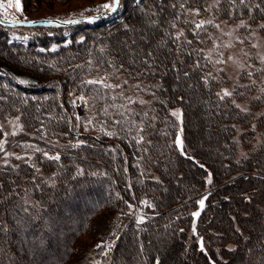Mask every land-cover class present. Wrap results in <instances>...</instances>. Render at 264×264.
<instances>
[{
    "label": "trees",
    "instance_id": "trees-1",
    "mask_svg": "<svg viewBox=\"0 0 264 264\" xmlns=\"http://www.w3.org/2000/svg\"><path fill=\"white\" fill-rule=\"evenodd\" d=\"M207 1L121 0L110 22L38 27L71 33L25 43L0 20V60L39 78L22 82L0 65V141L1 123L17 116L20 135L60 156L0 163V264H264V135L255 137L264 115L251 111L261 102L243 110L218 95L202 53L205 25L194 27L187 12ZM214 12L258 22L264 0H218ZM97 68L130 86L87 83ZM69 94L101 106L87 129L94 135L69 127Z\"/></svg>",
    "mask_w": 264,
    "mask_h": 264
},
{
    "label": "rangeland",
    "instance_id": "rangeland-1",
    "mask_svg": "<svg viewBox=\"0 0 264 264\" xmlns=\"http://www.w3.org/2000/svg\"><path fill=\"white\" fill-rule=\"evenodd\" d=\"M36 1V2H35ZM29 0L28 5L23 8L22 11L17 12L15 7H9V0H0V20L8 25V21L13 19L18 21H30V20H70L88 15H97L95 18L88 22H82L78 24H95L96 22H110L114 20L119 12H111L102 9L100 6L109 3L110 0ZM139 1V0H135ZM218 0H208L203 11L191 8L188 12V17L193 23L194 27L201 22H204L205 32L208 37V44L202 50L203 55L209 61L211 65V72L209 73L217 84L219 95H223L224 90L231 93L230 97L232 102L236 103L241 109L247 110L250 103L261 102L259 107H254L251 111L256 116L264 115V36L261 33V26L264 25V19L258 20V22H251L248 18L235 19L228 21L219 18L215 12L214 7ZM15 0H12L14 5ZM210 21V23H209ZM76 25V24H73ZM11 40H15L21 43H25L32 35L47 33L50 35H56L53 32L46 30H38V27H67V26H15L11 25ZM71 26V25H69ZM218 26V27H217ZM70 30H64L56 35V38H66L70 36ZM66 39L64 41H66ZM2 68L13 73L18 80L22 82H35L39 78L31 74L28 71H24L20 68H15L3 63L0 60ZM87 81L96 80L103 81V84L111 85L110 87L115 92H120V83L124 80H120L119 74H111L107 71L102 72L101 68L90 76L87 77ZM101 85L100 83H98ZM126 84L130 86V82L126 81ZM119 85V87H116ZM83 97V99H80ZM134 98L129 93L125 95V98ZM122 98V96H121ZM88 96L82 94H69L68 108L71 109L70 103H80L82 109L77 112H71L68 115L69 127L73 122V133L75 135L86 132L90 135H94V131L87 129L92 128L91 119L96 116V112H101V106L87 105ZM179 111L180 108L173 107L171 113ZM79 117V119H77ZM178 129L176 132L175 140L177 136L181 138V118L173 116ZM82 124L83 130H79V126ZM3 128L4 137L0 141V163H6L12 158L17 160V157L25 160H30L34 152H42L43 157L45 153H49L51 150H56L54 145H49L40 137H35L31 134L20 135L21 123L17 116H12L1 123ZM264 132V128L261 131ZM263 134L257 133L255 137L258 140L263 138ZM263 140V139H262ZM264 141V140H263ZM60 141L56 139L55 143ZM178 147V146H177ZM255 147V143H250L249 148ZM179 148V147H178ZM39 149V150H37ZM209 181V178H207ZM205 198V194H200L196 198V209H192V226L190 233H194V224L196 216L193 213L200 211L201 207L199 201ZM80 239L91 244L87 236H80ZM101 245V242H96L92 247Z\"/></svg>",
    "mask_w": 264,
    "mask_h": 264
},
{
    "label": "snow or ice",
    "instance_id": "snow-or-ice-1",
    "mask_svg": "<svg viewBox=\"0 0 264 264\" xmlns=\"http://www.w3.org/2000/svg\"><path fill=\"white\" fill-rule=\"evenodd\" d=\"M240 2L243 3L244 0H240ZM8 6H9V7H13V6H14V7H15V10H16L17 12L22 11V8H21V0H15L14 5L12 4V0H9V5H8ZM120 6H121V0H110L109 3H105V4L101 5L100 7H101L102 9H104V10L111 11V12H115V11H117V10L119 9ZM0 7H3V5L0 4ZM198 13H199V10H197V14H198ZM77 22H78V21H75V20H64V21H62V23H65V24H74V23H77ZM8 23H11V24L15 25V24H17V23H22V21H18V20L13 19V20H11V21H8ZM29 23L35 24V23H37V22H36V21H30ZM44 23H46V24H53L54 21H53L52 19H48V20L44 21ZM203 23H204V22H201L200 24H197L196 27H197V28L202 27ZM209 23H210V21H209ZM217 27H218V26H217ZM261 27H264V25H262ZM181 35H182V33H181ZM178 38H179V37H177V39H178ZM9 42H11V41H9ZM189 43H190V42H189ZM53 50H54V49H53ZM41 51H43V49H41ZM147 55H148V56H151L152 53L149 52ZM145 63H147V61H145ZM149 66H150V65H149ZM185 75H187V73H186ZM87 83H89V84H98V83L102 84L103 81H102V80H101V81L90 80V81H87ZM125 83H126V81H125ZM106 87H112V86H111V85H106ZM116 87H119V85H116ZM137 87H139V86H137ZM218 95H219V94H218ZM230 95H231L230 92H228L227 90H224L223 95H222L220 98H221V99H224V97H228V96H230ZM80 99H83V97H80ZM171 114H172L173 116H176L178 119H179V118H182V113H180L179 111H174V112H172ZM77 119H79V117H77ZM141 131H142V129H141ZM107 134H108V135H112V133H107ZM142 139H143V137H141V140H142ZM175 143H176V145L180 148V150L183 151V141H182V139L180 138V136H177V138H176V140H175ZM2 147H3V146L0 145V148H2ZM37 150H39V149H37ZM45 156H47L48 159H52V160H57V161H58V160L60 159V156H59V155L48 156V154L45 153ZM17 159H20V157H17ZM208 182H209V183L211 182V178H210V177H209V181H208ZM205 199H206V197H205L204 199H201V200L199 201V204H200L201 209H203V206H204V200H205ZM144 203H147V202L145 201ZM129 207H131V205H129ZM199 215H200V212H199V211L193 213V216L198 217ZM141 222H142V220H141ZM97 247L99 248V247H101V245H97ZM109 247H110V246H109ZM201 251H203V244H201ZM156 264H160L159 260L156 261Z\"/></svg>",
    "mask_w": 264,
    "mask_h": 264
},
{
    "label": "water",
    "instance_id": "water-1",
    "mask_svg": "<svg viewBox=\"0 0 264 264\" xmlns=\"http://www.w3.org/2000/svg\"><path fill=\"white\" fill-rule=\"evenodd\" d=\"M96 16L97 15H88V16L79 17V18L70 19V20L78 21L77 23H74V24H78V23H82V22H88V21L92 20L93 18H95ZM30 21H36L37 23L32 24V23H29ZM30 21H24L22 23H17V24H15V26H37V25L38 26H51V25L69 26V25H73V24H65V23H62V21H64V20H53L54 21L53 24H46V23H44V21H46V20H43V21L30 20ZM8 25H13V24L8 23Z\"/></svg>",
    "mask_w": 264,
    "mask_h": 264
},
{
    "label": "built area",
    "instance_id": "built-area-1",
    "mask_svg": "<svg viewBox=\"0 0 264 264\" xmlns=\"http://www.w3.org/2000/svg\"><path fill=\"white\" fill-rule=\"evenodd\" d=\"M81 104L78 102V103H70V106H71V109L68 108V110L71 112H77L78 110L82 109V107L80 106Z\"/></svg>",
    "mask_w": 264,
    "mask_h": 264
}]
</instances>
